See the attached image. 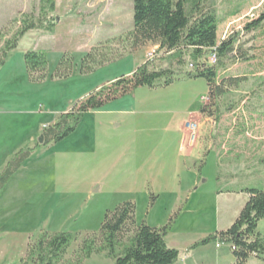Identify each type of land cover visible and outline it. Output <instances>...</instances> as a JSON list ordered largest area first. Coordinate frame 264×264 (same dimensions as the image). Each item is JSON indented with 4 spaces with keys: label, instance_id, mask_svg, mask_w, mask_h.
Segmentation results:
<instances>
[{
    "label": "rangeland",
    "instance_id": "rangeland-1",
    "mask_svg": "<svg viewBox=\"0 0 264 264\" xmlns=\"http://www.w3.org/2000/svg\"><path fill=\"white\" fill-rule=\"evenodd\" d=\"M45 2L0 0V53L28 16L40 17L45 7L57 18L50 32H27L0 69V171L19 149L42 145L44 129L75 102L162 55L152 43L133 46L134 0H55L53 10ZM210 4L218 40L239 31L244 48L255 55L219 69L216 83L245 80L214 98L203 78L140 87L86 113L61 142L36 149L38 162L11 179L20 180L22 193L19 210L4 220L17 226L19 243L7 236L9 250L0 264H23L29 246L43 234L63 231L77 238L57 264H114L105 253L85 257L81 247L87 235L99 231L105 212L124 201L136 205L138 224L172 222L166 240L182 253L175 264H233L227 243L187 250L235 221L249 198L247 189L264 190V28L243 33L244 25L264 12V0ZM29 50L48 57L42 82L29 78L24 62ZM90 52L108 61L82 74ZM65 53L74 59L71 75L52 77ZM258 230L264 236V219ZM247 264L264 260L251 257Z\"/></svg>",
    "mask_w": 264,
    "mask_h": 264
},
{
    "label": "trees",
    "instance_id": "trees-1",
    "mask_svg": "<svg viewBox=\"0 0 264 264\" xmlns=\"http://www.w3.org/2000/svg\"><path fill=\"white\" fill-rule=\"evenodd\" d=\"M44 2L49 10L54 9L55 0ZM133 20L134 27L130 34L133 46L152 43L158 46L162 55L138 66L132 74L122 75L75 102L68 112L44 129L42 145L19 149L0 171V192L33 151L70 136L86 113L103 109L112 102L131 95L140 87L154 88L160 84L167 87L184 77L205 79L210 96L214 98L224 94L227 86H237L245 80L244 77H228L216 83L219 69L255 58L254 54L244 48L245 41H241L239 31L218 40V19L210 0H134ZM56 21L57 18L49 15L45 7L40 17L25 18L20 29L0 53V69L27 32H50ZM263 28L264 12L247 22L243 33ZM212 54L217 56L216 63L208 61ZM106 61L108 60H100L90 52L82 60L80 71L82 74L94 72ZM24 62L31 81L46 80L49 67L46 53L29 50L24 54ZM73 65V56L65 53L52 77L70 76ZM246 193L249 198L235 221L229 227L197 240L188 248V253L211 243L223 242L230 245L233 264H247L251 257L264 260V236L258 230L260 220L264 219V190L251 188ZM171 223L163 227L150 226L146 222L138 224L136 205L132 201H124L105 212L99 231L83 239L81 250L85 257L105 253L114 260V264H175L182 253L167 243ZM76 238L77 234L73 232L45 233L29 246L23 264H57Z\"/></svg>",
    "mask_w": 264,
    "mask_h": 264
},
{
    "label": "crops",
    "instance_id": "crops-1",
    "mask_svg": "<svg viewBox=\"0 0 264 264\" xmlns=\"http://www.w3.org/2000/svg\"><path fill=\"white\" fill-rule=\"evenodd\" d=\"M36 150L31 154V156L22 164V166L15 172V174L10 178V180L7 182V184L4 186V188L0 192V260H3L6 258L7 251L9 250L8 246L6 245L8 243V238L10 234L13 235V239L16 240V243H19V239L17 238L18 235V229L17 226L14 224V222L11 225H6L7 220L5 222L4 218L8 217L10 212L16 213V211L19 210L18 204H16V201L19 199L18 195L22 193V186L20 180H17L16 183L12 180L17 176V174H21V170L24 168L29 169L33 164L35 165L38 162V155ZM7 162V161H6ZM23 173V172H22ZM12 179V180H11ZM14 184V185H12ZM11 189V191L9 190ZM13 241V240H12ZM23 242V240H22ZM195 243V242H194ZM171 246V245H170ZM2 247V249H1ZM203 247V246H202ZM200 248V247H199ZM197 248V249H199ZM14 249V248H13ZM17 249V247H16ZM14 249V250H16ZM196 249V250H197ZM1 250L3 251V254H1ZM195 251V250H194ZM3 262H1L2 264Z\"/></svg>",
    "mask_w": 264,
    "mask_h": 264
},
{
    "label": "built area",
    "instance_id": "built-area-1",
    "mask_svg": "<svg viewBox=\"0 0 264 264\" xmlns=\"http://www.w3.org/2000/svg\"><path fill=\"white\" fill-rule=\"evenodd\" d=\"M152 55V54H151ZM216 61H217V56H216V54H212L211 56H210V62L211 63H216ZM193 136L195 137V135H196V132H195V128H193Z\"/></svg>",
    "mask_w": 264,
    "mask_h": 264
},
{
    "label": "water",
    "instance_id": "water-1",
    "mask_svg": "<svg viewBox=\"0 0 264 264\" xmlns=\"http://www.w3.org/2000/svg\"><path fill=\"white\" fill-rule=\"evenodd\" d=\"M43 140H44V137H43V135H41V136L39 137V142H40V143H43Z\"/></svg>",
    "mask_w": 264,
    "mask_h": 264
}]
</instances>
